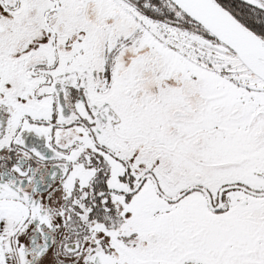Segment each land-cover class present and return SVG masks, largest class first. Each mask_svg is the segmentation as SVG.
I'll list each match as a JSON object with an SVG mask.
<instances>
[{"label":"snow or ice","instance_id":"snow-or-ice-1","mask_svg":"<svg viewBox=\"0 0 264 264\" xmlns=\"http://www.w3.org/2000/svg\"><path fill=\"white\" fill-rule=\"evenodd\" d=\"M0 264H264V0H0Z\"/></svg>","mask_w":264,"mask_h":264}]
</instances>
